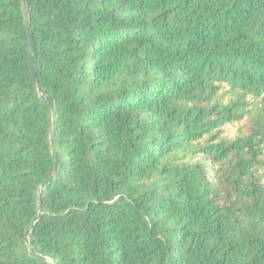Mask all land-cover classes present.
<instances>
[{
  "label": "trees",
  "instance_id": "obj_1",
  "mask_svg": "<svg viewBox=\"0 0 264 264\" xmlns=\"http://www.w3.org/2000/svg\"><path fill=\"white\" fill-rule=\"evenodd\" d=\"M26 6L0 0V264H264V0Z\"/></svg>",
  "mask_w": 264,
  "mask_h": 264
},
{
  "label": "water",
  "instance_id": "obj_2",
  "mask_svg": "<svg viewBox=\"0 0 264 264\" xmlns=\"http://www.w3.org/2000/svg\"><path fill=\"white\" fill-rule=\"evenodd\" d=\"M23 3L27 4V0H23ZM27 8V6H26ZM29 43H30V49H31V58H30V64H31V67H32V72H33V76H34V80H36V72H35V68H34V59H33V42H32V36H31V33H30V28H29ZM37 88V86H36ZM42 98L45 100L46 103L49 104V106L51 107V112H52V115H54L55 113V102H54V99L50 96L48 97H44L43 95H41ZM50 145L52 147V153H53V158H54V162H55V168H54V175L53 177L48 180L46 183H44L41 187V191L46 187V185L51 182L53 179H55L59 173V165H60V156L59 154L54 150L53 146H52V143L50 142ZM41 217V214L35 218V220L33 221L32 225L29 226L27 229H26V232H25V241H26V244L27 246L29 247L30 249V252H31V256L33 257H40V258H43L44 260L48 261L51 263V261L45 257H41V256H38L34 251L33 249L30 247V235H31V232L33 231L35 225L38 223L39 219Z\"/></svg>",
  "mask_w": 264,
  "mask_h": 264
}]
</instances>
